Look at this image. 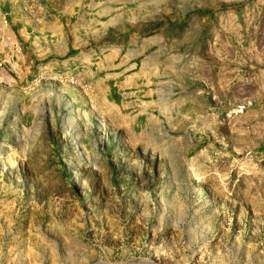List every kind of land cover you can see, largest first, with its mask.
Returning a JSON list of instances; mask_svg holds the SVG:
<instances>
[{"label": "rangeland", "instance_id": "rangeland-1", "mask_svg": "<svg viewBox=\"0 0 264 264\" xmlns=\"http://www.w3.org/2000/svg\"><path fill=\"white\" fill-rule=\"evenodd\" d=\"M0 1V264H264V0Z\"/></svg>", "mask_w": 264, "mask_h": 264}, {"label": "crops", "instance_id": "crops-1", "mask_svg": "<svg viewBox=\"0 0 264 264\" xmlns=\"http://www.w3.org/2000/svg\"><path fill=\"white\" fill-rule=\"evenodd\" d=\"M4 6L5 5L0 1V42H7L9 44L8 46L10 48L12 46L13 49L18 48L19 54H22L21 44L28 43L30 53H34L37 57L39 56L38 54L42 52H46L47 55L50 47L49 38L53 36L54 31L57 33V36H60L58 40L59 38H64V34L58 32V29L61 26V20L63 21L65 11H46L42 18L37 20L28 19L24 16L22 17L19 15V11L17 9L15 10L13 6ZM87 8L80 13V20L78 22V24L83 27H91L96 20L88 18V16L98 14L94 12L93 5H89ZM73 49L76 48L73 47ZM118 94H121L119 90H114V93H112L115 97H118Z\"/></svg>", "mask_w": 264, "mask_h": 264}]
</instances>
